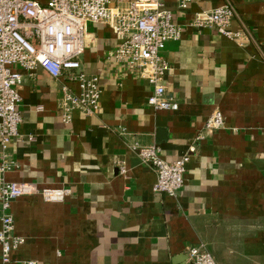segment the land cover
<instances>
[{
    "label": "crops",
    "instance_id": "crops-1",
    "mask_svg": "<svg viewBox=\"0 0 264 264\" xmlns=\"http://www.w3.org/2000/svg\"><path fill=\"white\" fill-rule=\"evenodd\" d=\"M164 2L183 27L161 52L176 111L148 104L153 85L110 58L117 40L104 24L89 23L81 57V69L100 77L94 115L74 110L64 122L65 77L14 67L23 75V120L7 148L18 166L5 177L71 194L61 202L41 193L17 198L15 233L25 242L9 263L0 246V264H191L187 247L200 244L217 264H264V0H200L185 9ZM226 2L238 13L230 28L248 33L242 43L191 24ZM218 110L224 126L205 129ZM135 143L158 145L167 161L190 155L176 197L153 191L156 174Z\"/></svg>",
    "mask_w": 264,
    "mask_h": 264
},
{
    "label": "built area",
    "instance_id": "built-area-1",
    "mask_svg": "<svg viewBox=\"0 0 264 264\" xmlns=\"http://www.w3.org/2000/svg\"><path fill=\"white\" fill-rule=\"evenodd\" d=\"M200 0H179L185 9ZM238 15L235 6L226 2L216 8L196 13L193 26L215 28L220 34L242 43L247 34L230 28ZM89 23L110 27L117 44L110 58L117 66L135 69L138 75L153 85L148 104L154 109L178 110L179 102L167 94L163 78L169 63L162 56L166 43L179 40L183 27L175 21L174 13L164 0H0V246L4 263L11 261L25 238L15 233L12 203L24 195L41 193L46 201L61 202L70 194V188H42L29 182L6 179V172L18 165L7 152L9 143L19 136L23 117L19 109V86L23 75L15 66L31 75L42 67L52 77H65L60 106L64 122H70L74 110L94 115L100 109L102 88L98 75L81 69V57L92 37ZM76 82L74 91L68 82ZM225 117L215 111L205 121L207 130L222 128ZM133 150L140 160L156 174L153 191L176 197L183 188L186 164L185 154L175 161L165 160L158 145H139ZM192 151L194 148L191 149ZM121 167V173H125ZM191 264H217L215 257L204 244L187 247ZM23 264H37L36 260Z\"/></svg>",
    "mask_w": 264,
    "mask_h": 264
}]
</instances>
